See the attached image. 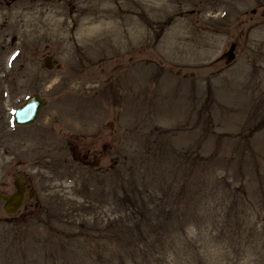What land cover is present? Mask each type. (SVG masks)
<instances>
[{"label":"rangeland","instance_id":"1","mask_svg":"<svg viewBox=\"0 0 264 264\" xmlns=\"http://www.w3.org/2000/svg\"><path fill=\"white\" fill-rule=\"evenodd\" d=\"M16 178L0 264H264V0H0Z\"/></svg>","mask_w":264,"mask_h":264},{"label":"water","instance_id":"2","mask_svg":"<svg viewBox=\"0 0 264 264\" xmlns=\"http://www.w3.org/2000/svg\"><path fill=\"white\" fill-rule=\"evenodd\" d=\"M235 45L232 44L229 50L226 52L227 61H230L234 58ZM47 66V65H46ZM45 103V100L38 97H30L24 104L16 108L14 112V121L18 124H29L37 116L40 108ZM18 192L10 197V201H14L15 204L20 202L21 195L23 193V188L17 186Z\"/></svg>","mask_w":264,"mask_h":264},{"label":"flooded vegetation","instance_id":"3","mask_svg":"<svg viewBox=\"0 0 264 264\" xmlns=\"http://www.w3.org/2000/svg\"><path fill=\"white\" fill-rule=\"evenodd\" d=\"M1 200H3V206H4V199H3V198H1Z\"/></svg>","mask_w":264,"mask_h":264}]
</instances>
